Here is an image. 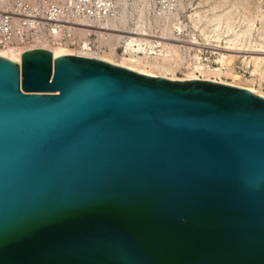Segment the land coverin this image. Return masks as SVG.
I'll return each instance as SVG.
<instances>
[{
  "label": "water",
  "instance_id": "obj_1",
  "mask_svg": "<svg viewBox=\"0 0 264 264\" xmlns=\"http://www.w3.org/2000/svg\"><path fill=\"white\" fill-rule=\"evenodd\" d=\"M0 264H264V98L1 53Z\"/></svg>",
  "mask_w": 264,
  "mask_h": 264
},
{
  "label": "built area",
  "instance_id": "obj_2",
  "mask_svg": "<svg viewBox=\"0 0 264 264\" xmlns=\"http://www.w3.org/2000/svg\"><path fill=\"white\" fill-rule=\"evenodd\" d=\"M133 2L0 0V51L62 48L78 57H131L141 64L156 57L171 62L189 55L170 21L176 15V0ZM170 42L179 44L174 54L165 47Z\"/></svg>",
  "mask_w": 264,
  "mask_h": 264
},
{
  "label": "rangeland",
  "instance_id": "obj_3",
  "mask_svg": "<svg viewBox=\"0 0 264 264\" xmlns=\"http://www.w3.org/2000/svg\"><path fill=\"white\" fill-rule=\"evenodd\" d=\"M142 1L133 3L139 5ZM176 3V15L170 21L179 34L177 38L185 42L184 48L190 52L188 56L180 53L184 59L169 61L173 74L185 77L188 66L197 62L230 72L232 78L227 80L223 76L224 81L250 85L264 93V67L260 65L256 70L251 56L264 52V0H176ZM228 54L234 55L230 62ZM180 70L182 75L178 74ZM152 71L169 77L172 73L170 70L162 73L156 68Z\"/></svg>",
  "mask_w": 264,
  "mask_h": 264
},
{
  "label": "bare ground",
  "instance_id": "obj_4",
  "mask_svg": "<svg viewBox=\"0 0 264 264\" xmlns=\"http://www.w3.org/2000/svg\"><path fill=\"white\" fill-rule=\"evenodd\" d=\"M167 34L168 33H166L165 35H167ZM163 37H165L166 40H170L169 37H167V36H163ZM167 46H168L167 52H170L173 54L179 48V44H166L165 47L167 48ZM172 46L175 49H172ZM8 51H20V50L9 48V49H5V50H1L0 54L4 53V52H8ZM49 51L59 53V54H63V55L72 54L71 52H69L65 49H62V48H53V49H50ZM260 52H263V51L260 50ZM233 56L234 55H232V54H228L227 62H230L232 60ZM251 56H254L253 59L255 61L256 70L260 69V65H261V67H264V52L259 53V54H254V55L252 54ZM100 60L106 61V62L113 64V65H116V66L127 68L129 70L135 71L137 73H140V74H143L146 76L163 77V78H167L170 80H177V81H183V80L210 81V82H215V83H219V84L234 86L237 88H242V89L248 90L249 92H252V93L264 98V93L257 91L256 89H254L250 85L239 84V83H236L235 81H232V82L224 81L222 79L223 76L227 77V80L232 78V77H230V76H232L230 72H229L230 73L229 74L226 71L223 72L222 69H220V68H214V67L212 68L211 66L210 67L205 66V65H203L201 63H197V62H194L192 65L188 66V69L186 71L187 72L186 76L184 78L180 79L173 74L174 69H172L171 66H169L170 64L168 65V63H170L168 61V59H161V58L156 57L153 61H149V62L147 61L146 63H142V64L139 61H135L131 57L130 58H127V57L112 58V57L103 56V57H101ZM164 62H166V65H163ZM153 68L162 70V73L170 70L172 72L171 76L169 77L166 75L154 74L152 71Z\"/></svg>",
  "mask_w": 264,
  "mask_h": 264
}]
</instances>
